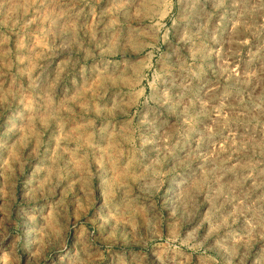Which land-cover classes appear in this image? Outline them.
<instances>
[{
	"label": "rangeland",
	"instance_id": "rangeland-1",
	"mask_svg": "<svg viewBox=\"0 0 264 264\" xmlns=\"http://www.w3.org/2000/svg\"><path fill=\"white\" fill-rule=\"evenodd\" d=\"M255 3L0 0L3 264H264Z\"/></svg>",
	"mask_w": 264,
	"mask_h": 264
},
{
	"label": "clouds",
	"instance_id": "clouds-1",
	"mask_svg": "<svg viewBox=\"0 0 264 264\" xmlns=\"http://www.w3.org/2000/svg\"><path fill=\"white\" fill-rule=\"evenodd\" d=\"M126 2H128V0H126ZM154 2H158V0H154ZM164 3L170 5L171 0H164ZM253 14H259L260 18L264 19V0H256V3L252 5L251 9L249 10L248 15L249 17H251L253 16ZM154 21L155 23H159V19H156L155 17H154ZM238 26H239V22L236 25H234V30ZM261 27H264V25H261ZM241 43H247V41H241ZM37 190L39 191L40 189H37ZM97 191L101 197L105 196L104 181L102 179L99 181L97 185ZM111 191H116V189L113 188ZM109 203H111V200H109ZM100 207L103 208V205H101ZM112 207L115 208L117 214H119V209L116 208V205L113 204ZM99 211L100 209H98V213ZM61 218H63L66 221H70V214L67 212L66 208H64L62 212H57L53 210L50 213L48 228L43 233L38 243L40 245V248L43 249L55 242H61L62 244L61 250L64 252V257H68L69 249L67 248V233L71 232L74 226L71 225L70 223H61L60 222ZM110 218L111 217L105 218V223H108ZM125 223H130V224L136 223V217L132 215L128 216V218L125 220ZM258 226L264 229V223ZM136 235H138V233ZM11 238H12L11 234L9 233L5 235L2 240H0V264H3V250H4V247L6 246L5 242L10 240ZM19 239L20 238L18 237L17 240ZM243 239L245 238L243 237L238 238L237 243H239V241ZM189 247L191 248V246ZM192 250L195 251L196 249L192 248ZM12 255H13V264H31L32 256L35 255V253H32L30 248L26 244L24 248V255H21L18 257L15 256L14 253ZM77 256H79L78 253H77ZM64 257H61V259H64ZM141 261L143 264L144 257L142 255H141ZM51 264H57L56 260H52ZM79 264H90V262L84 259H80ZM228 264H231V260H229Z\"/></svg>",
	"mask_w": 264,
	"mask_h": 264
}]
</instances>
